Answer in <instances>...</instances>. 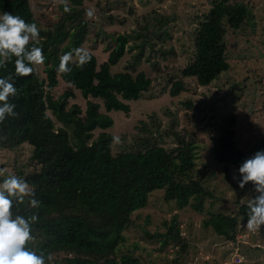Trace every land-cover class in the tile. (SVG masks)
Listing matches in <instances>:
<instances>
[{"label": "trees", "instance_id": "obj_1", "mask_svg": "<svg viewBox=\"0 0 264 264\" xmlns=\"http://www.w3.org/2000/svg\"><path fill=\"white\" fill-rule=\"evenodd\" d=\"M3 12L36 24L28 0H0V13ZM246 16L243 2L212 0L195 27L191 59L177 69L176 78L170 81L167 90L170 97L186 89L185 79L193 80L197 86H207L228 69L223 23L236 30ZM84 23L78 19L73 41L79 39ZM39 30L41 39L30 46L43 48L46 59L42 76L34 65L31 75L16 76L15 57L0 67V77L13 74L18 90L15 97L9 98L16 105L14 111L18 115L0 123V149L29 146L25 165L15 169L14 174L34 187V198L40 201L36 209L29 207L30 198L24 204L14 203L13 215L38 216L32 225L35 239L29 247L37 253L43 251L46 264H141L130 254L117 258L115 250L123 241V231L132 222V212L146 205L149 193L162 189L163 199L174 202L178 209L190 206L197 210L209 195L201 177L195 176L197 144L185 130L175 131L174 122L163 130L164 134L160 133L159 123L153 119L147 129L142 121L139 126L142 134L130 149L112 154V135L106 131L112 119L107 112L127 114L126 101L138 99L148 91L151 82L141 71L133 75L127 70L110 72V67L125 52L128 35L112 37L113 45L102 62L97 63L89 52V63L81 68L74 58L69 65L71 71L63 74L57 71L61 56L53 54L60 36L56 31ZM262 50L264 55V41ZM140 56L141 52L133 55L127 64L130 70H134ZM58 80L74 83L72 88L85 99L83 111L75 104L68 105V98L73 95L70 90L56 97L52 95ZM185 105L191 104L185 102ZM259 110L263 117L261 132L246 151L239 150L234 142L235 122L231 114L218 125L210 150L224 172L227 173L229 166L238 170L246 159L264 151V91ZM95 129L99 132L93 137ZM169 136L171 143L162 145V138ZM247 213V205L240 204L235 215L217 213L203 220V225L211 226L216 234L232 241L238 217L245 221ZM163 225L166 228L163 233L146 232L147 237H157L160 248L170 244L176 248V254L184 253L187 244L179 233L176 216L168 222L164 220ZM175 262L176 257L165 264Z\"/></svg>", "mask_w": 264, "mask_h": 264}, {"label": "rangeland", "instance_id": "obj_2", "mask_svg": "<svg viewBox=\"0 0 264 264\" xmlns=\"http://www.w3.org/2000/svg\"><path fill=\"white\" fill-rule=\"evenodd\" d=\"M227 1L243 2L247 8V16L238 29L230 30L223 23L228 69L207 86H197L193 80L185 79L186 89L170 97L167 94L170 81L176 78L177 69L191 59L195 27L212 0H68L70 13L64 12L59 0H28L38 28L44 32L56 31L60 36L53 53L56 56L83 48L100 63L113 45L112 37L128 35L125 52L110 67V72L127 70L133 75L141 71L151 82L148 91L138 99L126 101L127 114L107 112L112 119L106 130L112 135V154L130 149L142 134L139 129L142 121L147 129L153 119L158 121L160 133L164 134L163 130L174 122L175 131L185 130L197 144L195 176L201 177L209 193L203 198L202 207L178 209L174 202L163 199L162 189L151 191L146 205L132 212V222L123 231V241L115 250L117 258L130 254L141 264H165L175 257L174 264H264V226L259 233L248 232L244 227L247 220L239 216L234 240L229 241L216 234L211 226L203 225V220L217 213L235 215L240 204L247 205L246 197L257 195L251 183L240 189L238 170L229 166L227 173L224 172L210 150L212 136L228 114L234 117V142L241 151H246L259 137L263 124L259 107L264 91V0ZM89 10H94L91 18L87 15ZM79 18L85 27L79 39L73 41ZM138 52L140 59L134 70H130L127 64ZM44 66L34 65L40 76ZM64 90L73 93L68 105L75 104L83 111L85 99L62 80H58L51 93L56 97ZM185 102L191 105L188 107ZM98 132L99 129L93 130V137ZM170 137H163L161 144H170ZM29 154L27 144L13 150L0 149V170L4 176L23 167ZM173 215L187 244L184 253L176 254V248L170 244L160 248L157 237L146 235V232L163 233L166 230L163 221L168 222ZM235 255L239 256V263H233Z\"/></svg>", "mask_w": 264, "mask_h": 264}, {"label": "clouds", "instance_id": "obj_3", "mask_svg": "<svg viewBox=\"0 0 264 264\" xmlns=\"http://www.w3.org/2000/svg\"><path fill=\"white\" fill-rule=\"evenodd\" d=\"M64 5V12L70 13L68 0H59ZM87 15L91 18L94 10H89ZM40 30L35 23H28L19 15L3 12L0 13V67H5L7 61L15 57L14 69L16 76L26 77L33 73L31 65H43L45 55L42 47L30 46L32 42H39ZM76 60L77 66L83 67L91 60L89 52L83 48L73 49L60 57L57 71L68 74L69 65ZM68 86H74L68 81ZM18 90L14 84L13 74L9 73L0 77V123L8 117L18 115L14 110L16 105L9 102L10 97H15ZM117 142L119 138H114ZM238 187L243 189L251 183L255 198L246 197L248 213L247 223L244 226L248 232L259 233L264 226V151L257 152L253 157L246 159L238 168ZM3 176L0 182V264H46L43 251L37 253L29 245L34 241L32 225L38 221V216L33 214L27 218L22 215H13L15 204H24L26 198L30 208L40 207V201L34 198L35 189L27 181L15 174ZM50 259V257L48 258Z\"/></svg>", "mask_w": 264, "mask_h": 264}, {"label": "built area", "instance_id": "obj_4", "mask_svg": "<svg viewBox=\"0 0 264 264\" xmlns=\"http://www.w3.org/2000/svg\"><path fill=\"white\" fill-rule=\"evenodd\" d=\"M239 262H240L239 256L235 255L233 258V263H239Z\"/></svg>", "mask_w": 264, "mask_h": 264}]
</instances>
